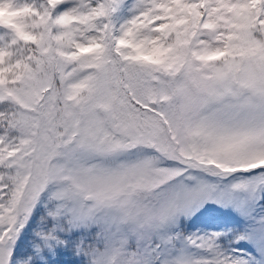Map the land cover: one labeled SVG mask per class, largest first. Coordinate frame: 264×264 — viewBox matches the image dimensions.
I'll list each match as a JSON object with an SVG mask.
<instances>
[{
    "label": "snow or ice",
    "instance_id": "6c2138e0",
    "mask_svg": "<svg viewBox=\"0 0 264 264\" xmlns=\"http://www.w3.org/2000/svg\"><path fill=\"white\" fill-rule=\"evenodd\" d=\"M0 264H264V0H0Z\"/></svg>",
    "mask_w": 264,
    "mask_h": 264
}]
</instances>
